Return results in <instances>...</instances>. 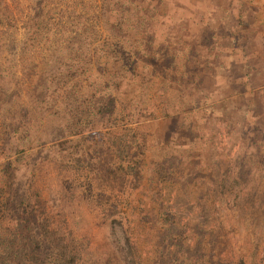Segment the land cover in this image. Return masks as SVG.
Returning a JSON list of instances; mask_svg holds the SVG:
<instances>
[{"label":"rangeland","instance_id":"374dc122","mask_svg":"<svg viewBox=\"0 0 264 264\" xmlns=\"http://www.w3.org/2000/svg\"><path fill=\"white\" fill-rule=\"evenodd\" d=\"M90 4L0 0V261L264 264V0Z\"/></svg>","mask_w":264,"mask_h":264},{"label":"trees","instance_id":"16d2710c","mask_svg":"<svg viewBox=\"0 0 264 264\" xmlns=\"http://www.w3.org/2000/svg\"><path fill=\"white\" fill-rule=\"evenodd\" d=\"M109 1H112V0H90V3H93L94 5H92V4H90L94 9L96 8H99L100 10H104L103 8V4H105V3H107V2H109ZM99 3V5H96V4H98ZM101 6L103 7V8H101ZM98 9V10H99ZM79 13H81V10L79 11ZM83 31H86V28H83ZM99 49H100V51H101V53H102V55H103V53H104V49H105V47H104V45H98L97 46ZM113 102H112V100H107V102H105L104 104H102V105H99L98 106V111H99V113H107V112H110L111 110H112V108H113ZM46 228H43V230H45ZM23 249L22 248H18V253H20L21 251H22ZM61 258H57V260H60ZM0 264H10V262L9 261H5V260H1L0 261Z\"/></svg>","mask_w":264,"mask_h":264}]
</instances>
